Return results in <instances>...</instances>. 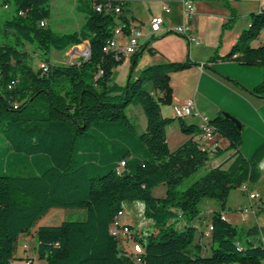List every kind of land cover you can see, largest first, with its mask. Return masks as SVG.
Returning <instances> with one entry per match:
<instances>
[{
    "label": "trees",
    "instance_id": "obj_1",
    "mask_svg": "<svg viewBox=\"0 0 264 264\" xmlns=\"http://www.w3.org/2000/svg\"><path fill=\"white\" fill-rule=\"evenodd\" d=\"M74 1L83 21L64 31L48 23L49 0L2 1L11 8L4 27L15 38L0 43V264L16 258L19 235L30 232L51 208L83 209L85 217L37 226L35 254L45 264H133L109 232L126 200L142 201L143 215L153 222L146 231L131 224L141 232L144 264H263L264 227H239L222 213L232 189L259 179L264 140L245 157L239 150L241 124L216 115L208 120L211 136L227 139L233 152L183 185L207 163L211 149L198 141L200 127L163 116L160 107L171 104L169 73L195 62L151 64L132 76L141 53L136 51L125 84H118L113 69L123 56L116 58L103 47L116 26L129 31L125 6L130 0ZM106 2L119 6V12L95 9ZM223 3L229 10L224 29L238 14L228 0ZM247 18L248 26L229 52H215L210 61L239 54L236 58L243 64L264 66V45L250 44L264 27V9ZM84 41L87 57L73 63L50 60L52 50L65 52ZM30 43L44 67L32 66L23 47ZM252 93L264 97V78ZM131 106L142 109L143 129L128 114ZM175 119L187 139L170 149L165 130ZM216 152L220 150L213 155ZM159 184L165 186L164 195L154 196ZM204 199L217 204L210 216L209 253H201L202 246L195 242L198 230L191 223ZM181 220L184 225L178 229ZM242 234L254 238L243 243Z\"/></svg>",
    "mask_w": 264,
    "mask_h": 264
},
{
    "label": "crops",
    "instance_id": "obj_2",
    "mask_svg": "<svg viewBox=\"0 0 264 264\" xmlns=\"http://www.w3.org/2000/svg\"><path fill=\"white\" fill-rule=\"evenodd\" d=\"M49 1L51 16L48 23L51 22L50 24L54 29L64 31L76 28L82 23V16L74 11V0ZM190 1L194 7V12L189 18L183 13L181 0H130L127 2L125 7L129 27H138L143 33L141 37L143 45L138 50L141 53L132 71V76H136L141 69L151 64L170 61L180 62L186 59L195 62L188 68L169 73L172 100L169 105H161L162 115L173 117L172 104L185 98L193 99L196 112L195 115L184 117L183 120L186 124H194L199 127L203 124L204 118L209 120L221 113H227L236 118L242 126V141L239 150L245 157H248L264 137V97L252 93L253 87L264 78V66L243 64L236 58L240 56L239 54H235L232 59L226 60L218 58L210 61V57L215 52L219 56L229 52L242 29L249 24L247 15L251 12H258L260 8L264 9V0H228L238 17L231 27L224 29L222 25L229 17V10L224 6L223 0ZM68 3L71 5L70 10L66 9ZM164 5H167L168 10H165ZM54 7L57 9L53 10ZM152 16L163 18V28L148 38L149 22ZM181 24L189 26L190 31L199 39L198 43L191 42L187 37L166 29ZM119 41L124 43L125 37H119ZM250 44L253 47L264 45V27ZM122 56V63L113 69V73L120 66L125 67L128 71L131 55ZM132 108H136V114L130 112ZM128 114L137 119L141 129L146 126V118L140 107H129ZM170 129L179 135L172 137V141L175 142L173 147L170 145ZM165 132L170 149H175L187 139V136L180 131L176 119L166 126ZM202 143L209 146L210 149L216 144L220 150V152L215 153L210 167L224 161L233 152V149L227 148L228 140L219 134L203 138ZM263 163L264 157L258 165L260 177L254 184L261 181L260 168ZM227 164L228 162L224 166ZM208 165V163L205 164V169L209 167ZM252 186L254 185H250L251 190L258 193ZM159 187L161 190L157 196H162L165 192V186L159 184L155 189ZM237 189L240 191L239 187ZM240 192L245 200L233 205L228 204V200H226L225 218L232 224L243 228L251 225L264 227V212H258L259 207H264V197L262 199L261 195L258 194L257 198L249 200L245 193ZM201 206L203 210L199 217L191 222L197 227L198 232H201L202 223L206 227L210 222L211 215L208 216L207 213L217 208V204L212 200L204 199ZM246 206H249V210L245 213L241 212ZM202 216L205 219L202 220ZM249 218L253 220L251 221L253 224H247ZM123 222L134 225L132 218L128 216ZM39 225H46L42 222V218L30 232L19 235L17 244L19 254L16 251L15 257L24 259L25 255H29L31 256V264L33 263L34 255L32 253H35L36 247L35 229ZM151 225L153 226V222ZM248 238L252 240L254 237L249 236ZM209 241V246H211L210 237ZM197 243L202 246V239L198 240ZM23 244H27L26 252H23ZM30 246L32 250L29 249ZM203 249L205 250V247L202 246L201 253H205Z\"/></svg>",
    "mask_w": 264,
    "mask_h": 264
},
{
    "label": "rangeland",
    "instance_id": "obj_3",
    "mask_svg": "<svg viewBox=\"0 0 264 264\" xmlns=\"http://www.w3.org/2000/svg\"><path fill=\"white\" fill-rule=\"evenodd\" d=\"M3 0H0V43H13L14 42V35L12 34L11 31H8L5 29L4 27V21L10 17L11 15V8H6L5 6H3L2 3ZM71 5L68 3L66 6L67 10H70ZM57 8H53V10H56ZM51 23V22H50ZM87 45L88 42L84 41L81 44L78 45H74L72 47H70L67 51L65 52H60V51H56V50H52L50 53V60L55 62V63H73L75 62L79 57H87L88 56V50H87ZM24 49L27 50L29 52V54L31 55V64L34 68H38L40 66V56L38 54V50L35 44H24L23 45ZM127 73L128 71L125 69V67L120 66L116 69V72L113 73V78L114 80L120 84L123 85L126 82L127 79ZM131 113L136 114V108H132L130 110ZM179 136L178 134H176V132L172 129H170L169 132V137H170V145L171 147L174 146L175 142L172 141V137L173 136ZM264 140V137L262 138V141ZM214 158L213 154H210V158L207 161V163L209 164L208 166L210 167L212 160ZM205 163V164H207ZM216 164H214L213 166H215ZM212 167V166H211ZM205 170V165L200 167L199 170L193 174L190 178L186 179L183 183V185H186L188 183H190L191 181H193L195 178H197L203 171ZM261 181L257 184H252L254 186H252L256 191H258V194L261 195V198L263 199L264 197V163L263 165H261ZM160 187L158 189H153V195L157 196L160 193ZM228 204H238L239 202H243L244 196L242 195V193L236 188L230 191L229 195H228ZM123 207V214L120 216V221H124L126 216L131 217L133 224L135 225V227H139L142 228V230H151L153 227L151 225L152 220L145 217L143 215V203L142 201L139 200H134V201H129L126 200L123 202L122 204ZM201 211L203 210L202 206L200 205ZM259 213L260 212H264V207L261 206L259 207ZM212 211H209L207 214L208 216L211 215ZM207 216V215H206ZM85 217V211L83 209H76V208H53L50 210V212L48 211L44 216H42V222L44 224H59L62 220H78V219H84ZM202 220L205 219V217H201ZM250 219V218H249ZM253 221L252 219H250L248 223H252ZM184 222L183 220L179 221L177 223V228L181 229L183 228ZM239 226V225H237ZM241 227V226H239ZM207 230V226H203L202 223V228H201V232H198L196 237H195V241L198 242V240L202 239V246L205 247V253H209L210 251V246H209V234H206L205 231ZM29 235V234H28ZM249 236H245L244 234H242V242L245 243L246 242V238ZM27 245V244H26ZM30 250H32L31 246L29 248ZM27 251V250H26ZM25 251V252H26ZM33 252V251H32ZM34 253V252H33ZM32 255H34V261L32 264H45V260L43 259H39L36 257V254L34 253ZM17 254H19V249L17 251ZM31 260V256L29 255H25L24 259L20 258V257H16L13 261V264H25V260ZM263 264H264V260H263Z\"/></svg>",
    "mask_w": 264,
    "mask_h": 264
},
{
    "label": "built area",
    "instance_id": "obj_4",
    "mask_svg": "<svg viewBox=\"0 0 264 264\" xmlns=\"http://www.w3.org/2000/svg\"><path fill=\"white\" fill-rule=\"evenodd\" d=\"M183 3V13L186 17H190L194 12V7L190 0H181ZM165 10H168L167 5L163 6ZM95 9L101 11L102 9L106 11H113L115 13L119 12V6L112 5L110 2L104 4H96ZM260 8L259 10H261ZM45 21H41L40 24L43 25ZM163 28V18L161 16H152L149 22V34L150 36ZM169 31L183 35L188 38L189 41L198 43L199 39L190 31L187 24L176 25L166 28ZM128 32L125 33L120 25L116 26L113 30L112 37L107 41L106 45L103 47L105 52L112 51L114 56L117 58L120 55H132L138 51L142 45L141 37L143 36L142 31L138 27H129ZM125 37L124 43L119 41V37ZM40 67H44V64L40 63ZM101 71L98 72L100 74ZM195 105L192 98H185L178 100L172 104V116L175 118H184L187 116L195 115ZM202 130L201 137H197L198 141H202L203 138L211 136V127L208 124V120L204 118L203 124L199 126ZM216 144L210 150V154H214L216 151ZM123 163V162H121ZM240 191L246 194L249 200H253L258 197V193L254 190H251L249 183H243L239 187ZM249 206L244 207L241 212H247ZM123 214V211H119L118 214L114 217L113 223L109 227V232L115 236L118 240L119 251L128 257L133 264H144L143 260V245L138 241L140 236L139 229L133 227L130 223L120 221V216ZM222 217L225 218L224 213ZM206 234H210L212 225L209 222L207 225ZM260 240L264 244V234H260ZM23 252L27 250V245H22ZM7 264H13V261L7 262ZM25 264H31V260H25Z\"/></svg>",
    "mask_w": 264,
    "mask_h": 264
},
{
    "label": "water",
    "instance_id": "obj_5",
    "mask_svg": "<svg viewBox=\"0 0 264 264\" xmlns=\"http://www.w3.org/2000/svg\"><path fill=\"white\" fill-rule=\"evenodd\" d=\"M87 50H88V45H87ZM223 115L228 117V118H230L237 126L240 127V122L236 118H234L233 116H231V115H229L227 113H224Z\"/></svg>",
    "mask_w": 264,
    "mask_h": 264
}]
</instances>
